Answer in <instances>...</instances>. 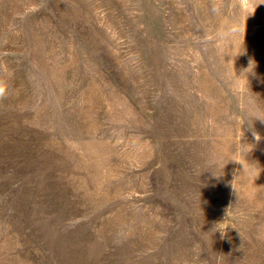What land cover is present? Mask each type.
<instances>
[{
    "label": "rangeland",
    "instance_id": "1",
    "mask_svg": "<svg viewBox=\"0 0 264 264\" xmlns=\"http://www.w3.org/2000/svg\"><path fill=\"white\" fill-rule=\"evenodd\" d=\"M251 7L0 0V264H264Z\"/></svg>",
    "mask_w": 264,
    "mask_h": 264
},
{
    "label": "clouds",
    "instance_id": "2",
    "mask_svg": "<svg viewBox=\"0 0 264 264\" xmlns=\"http://www.w3.org/2000/svg\"><path fill=\"white\" fill-rule=\"evenodd\" d=\"M252 2V7H251V14H253L255 12V9L256 7H258L260 4H264V0H251ZM214 11H219V9L217 7L214 6ZM241 31V27L239 25H236L234 27V31H233V34H235L236 32H239ZM242 47L240 48H237V47H233L232 51L229 53V55L235 57L239 54H242ZM255 67V64L254 62H250V65L247 69H244L241 73L240 76H237L238 78H241V79H244L246 82H247V74L249 72L252 71V69ZM247 86H248V82H247ZM8 95V88L6 87V85L3 83V82H0V99H4L6 98V96ZM252 120L253 119H259L261 122H264V110H262V114L260 115H255L251 118ZM253 136L255 138V140L257 142H259L261 140V136L258 132L254 131L253 130ZM250 148H251V145H249ZM229 161H235V162H238L240 164H243V167H244V170L243 172L245 171V163L244 161L242 160H237V159H230ZM234 188V186H233ZM235 190V188H234ZM236 191V190H235ZM232 209V207H230L228 210H227V215L229 213V211ZM218 226V225H217ZM223 233V231H221Z\"/></svg>",
    "mask_w": 264,
    "mask_h": 264
}]
</instances>
